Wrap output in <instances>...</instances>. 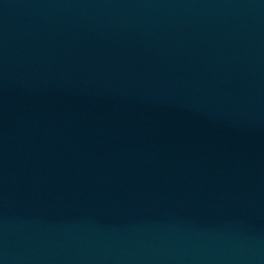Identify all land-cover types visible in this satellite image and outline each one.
<instances>
[{"label": "water", "instance_id": "95a60500", "mask_svg": "<svg viewBox=\"0 0 264 264\" xmlns=\"http://www.w3.org/2000/svg\"><path fill=\"white\" fill-rule=\"evenodd\" d=\"M0 264H264V0H0Z\"/></svg>", "mask_w": 264, "mask_h": 264}]
</instances>
